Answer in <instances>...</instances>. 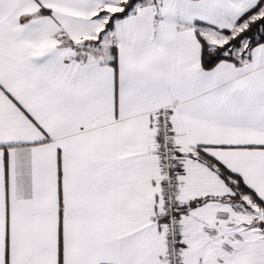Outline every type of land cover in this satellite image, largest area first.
<instances>
[{
    "label": "snow or ice",
    "instance_id": "obj_1",
    "mask_svg": "<svg viewBox=\"0 0 264 264\" xmlns=\"http://www.w3.org/2000/svg\"><path fill=\"white\" fill-rule=\"evenodd\" d=\"M0 264H264V0H0Z\"/></svg>",
    "mask_w": 264,
    "mask_h": 264
}]
</instances>
